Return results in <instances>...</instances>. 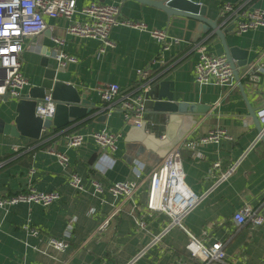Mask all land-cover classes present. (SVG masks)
<instances>
[{
	"label": "crops",
	"instance_id": "crops-1",
	"mask_svg": "<svg viewBox=\"0 0 264 264\" xmlns=\"http://www.w3.org/2000/svg\"><path fill=\"white\" fill-rule=\"evenodd\" d=\"M88 1L79 0V6ZM100 1L119 4L120 18L167 29L180 42L164 52L165 62H153L161 52V44L148 32L120 25L110 33L114 46L102 52L99 39L69 34V22L63 17H46L49 26L44 33L26 41L22 72L30 84L24 93L42 81L43 49L51 53L62 49L78 59L67 66L72 83L102 107L99 114L109 115L104 120L88 115L73 120L66 128L46 129L41 140L0 132V195L27 192L29 179L38 191L60 193V198L47 207L36 202L0 207V264H201L187 250L188 232L205 244L223 242L225 261L209 264H264V225H238L233 218L244 202L258 205L264 201V141L257 140L260 130L249 113V106L255 111L264 106V26L227 34L229 45L248 51L247 64L240 69L244 94L236 79L230 86L200 85L195 81L199 44H205L211 55L225 54L221 39L207 25L189 17L170 18L163 10L137 0ZM195 1L207 7V17L228 29L230 24L221 17V7L242 0ZM249 4L264 8V0H250ZM54 37H62L64 45H57ZM50 60L58 64L52 54ZM141 68H149L158 79L148 92L151 100L145 115L147 123L134 128L125 125L122 113L112 111L97 89L110 82L119 83L123 90L132 88L139 82ZM162 79L174 82L176 101L209 109L171 114L154 110ZM16 104L17 99L2 101L0 117H16ZM103 128L122 132L114 152L101 151L91 139L80 147H67V135ZM215 128L225 129L231 139L199 142L194 149L187 146ZM52 149L68 155L67 166L50 153ZM174 149L181 153L185 183L202 196V201L182 219L184 227H169L166 213L147 207L151 172ZM232 167L233 173L224 179ZM73 173L83 177L88 192L70 184ZM93 178L105 185L104 192L94 193ZM117 181H138L141 185L133 199H126L107 190ZM108 217L109 223L99 230ZM137 219L145 226L140 227ZM28 222L39 230L38 234L24 229ZM51 237L64 239L69 246L57 250L49 245Z\"/></svg>",
	"mask_w": 264,
	"mask_h": 264
},
{
	"label": "built area",
	"instance_id": "built-area-1",
	"mask_svg": "<svg viewBox=\"0 0 264 264\" xmlns=\"http://www.w3.org/2000/svg\"><path fill=\"white\" fill-rule=\"evenodd\" d=\"M79 0H0V103L8 98L19 99L30 84L22 72V54L25 50L27 40H34L48 28L46 17L65 18L69 24L67 32L81 38H94L102 41L100 51L106 47L114 46L110 39V33L114 27L123 25L139 31L148 32L161 44V52L153 62H165L164 52L169 51L180 39L170 35L167 29L150 28L142 20L120 18L121 6L116 3L100 0H90L83 6H79ZM199 2V1H198ZM250 0H242L238 3H224L221 7V17L226 24H233L234 30L243 33L259 26H264V8L250 6ZM201 3V2H200ZM57 45H64L62 37H54ZM205 44H199L197 51L198 61L194 68L195 81L200 85H234V69L225 54L211 55ZM41 51V50H40ZM57 60L58 65L67 67L70 63H76L77 57L66 53L62 49H56L51 53ZM139 82L136 86L123 90L119 83L110 82L98 87L97 91L101 99L110 104V109L122 113L126 126L142 128L146 125L147 104L151 100L148 92L151 85L157 81L149 68L139 69ZM37 115L42 118L53 116L55 113V102L48 95L40 101L36 107ZM257 117L262 125L257 140L264 136V106L256 111ZM46 129H43L45 131ZM122 132H111L103 128L92 133L73 132L67 135L66 144L68 148L82 146L88 139L93 140L101 151L114 152ZM222 139H231L225 129L215 128L210 130L199 141H190L187 146L191 149L201 143H219ZM56 155L63 166L69 163V157L65 152L50 150ZM219 166V163L216 164ZM234 167L230 168L224 175L225 179L233 173ZM33 172V171H32ZM70 184L81 192H88L83 177L73 173ZM33 179H29L27 192H20L11 196L0 195V207H11L18 203H40L49 206L60 198L57 191H38L33 185ZM94 193H102L105 185L96 178L91 180ZM141 182L117 181L111 183L107 190L115 197L122 196L133 199L139 189ZM202 201V196L196 194L186 183L183 169L182 157L179 149L172 150L168 156L157 165L151 172L150 188L147 200L149 210L162 211L170 217V225H179L182 219ZM117 212V210H116ZM234 221L238 225L251 222L254 227L264 225V201L255 205L246 201L234 213ZM108 217L100 225L102 230L108 223ZM140 227L145 222L137 219ZM24 229L32 234H38L37 228L31 227L30 223L24 225ZM66 234H69L67 232ZM187 250L193 258L201 264H209L214 261L224 262L227 256L222 241L216 240L211 244H205L197 236L189 233ZM159 239V237H158ZM49 245L57 250H65L69 244L64 239L51 237ZM172 264H186L184 262Z\"/></svg>",
	"mask_w": 264,
	"mask_h": 264
},
{
	"label": "water",
	"instance_id": "water-1",
	"mask_svg": "<svg viewBox=\"0 0 264 264\" xmlns=\"http://www.w3.org/2000/svg\"><path fill=\"white\" fill-rule=\"evenodd\" d=\"M141 3L159 8L173 16L189 17L197 19L205 26L212 29V34H216L222 41L224 52L231 63L235 79L245 94L244 82L240 76V69L247 64V50L241 49L239 45H229L227 34L233 33L234 25L230 24L228 29H223L216 20L207 17V7L195 0H137ZM42 66L44 67L43 78L39 85H34L28 89L16 104L17 116L7 120L0 117V132L11 136H26L31 139L41 140L43 129L66 128L73 120L85 118L88 115L99 116L100 119L108 117V113H101L102 107L82 94L76 85L72 83V72L67 67L60 66L50 60L51 51L46 47L42 51ZM50 95L55 102V113L53 116L42 118L37 115V104ZM154 110L164 113H194L205 110L209 107L178 102L175 100V84L171 80L162 79L159 82L157 99L153 106ZM249 113L253 117L258 129L262 130V125L257 117L256 111L249 106ZM264 141V136L262 137Z\"/></svg>",
	"mask_w": 264,
	"mask_h": 264
}]
</instances>
